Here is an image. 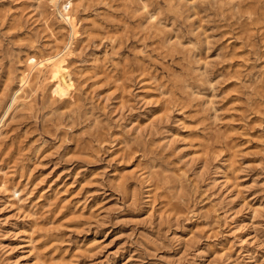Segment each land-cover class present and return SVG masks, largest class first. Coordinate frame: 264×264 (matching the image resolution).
Segmentation results:
<instances>
[{
	"label": "rangeland",
	"instance_id": "obj_1",
	"mask_svg": "<svg viewBox=\"0 0 264 264\" xmlns=\"http://www.w3.org/2000/svg\"><path fill=\"white\" fill-rule=\"evenodd\" d=\"M0 264H264V0H0Z\"/></svg>",
	"mask_w": 264,
	"mask_h": 264
}]
</instances>
